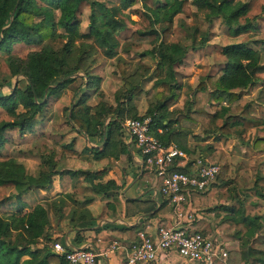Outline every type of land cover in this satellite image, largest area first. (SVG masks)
<instances>
[{
	"label": "trees",
	"instance_id": "trees-1",
	"mask_svg": "<svg viewBox=\"0 0 264 264\" xmlns=\"http://www.w3.org/2000/svg\"><path fill=\"white\" fill-rule=\"evenodd\" d=\"M191 3L197 10L205 12L208 21L220 18L234 36L252 31L256 27L247 16L250 11L248 2L191 0ZM138 4L152 20V24L162 23L163 27L136 30L128 38V42L134 45H154L150 53L158 58L157 71L165 72L164 76L157 75L163 90L154 95V101L143 116L137 114L131 101L144 91L143 83L139 81L143 74L139 72H146L150 67L140 63L136 72L126 77L124 90L115 93V106L108 105L105 101L90 105V95L87 91H98L101 77L86 71L83 91L81 86L74 89L73 95L78 91L80 94L77 101L72 102L68 108V121L71 130L78 136H105V141L97 148L87 143L82 151H77V138L72 137L70 142L61 145V156L87 153L97 160L118 158L126 151V134L121 130V122L125 117L141 119L150 116L151 134L166 145L170 144L172 139L173 131L170 127L181 121L198 125L205 137L214 136L216 142L243 137L246 143H249L247 139L253 129L263 125L264 121L250 114L246 107L236 106L239 112L231 114V104L241 97L240 92L235 90L247 89L264 80L261 76L264 66L259 63L261 53L246 42L224 46L221 51L226 58L224 66L215 74L204 77L197 85L192 98L186 99L182 107L174 106L181 93L176 82L175 65L182 62L187 48L178 43H169L168 37L173 27V18L177 14L186 17L194 15L189 6L190 0H0V51L7 53L5 62L10 75L22 76L25 81L24 88L15 86L8 93L0 91V107L12 118L10 121L0 122V150L6 142V130L18 129L21 134L33 132L37 125L36 118L46 111L48 99L59 96L79 80L73 75L79 71V63L90 54L85 50L90 48L86 44L88 41L99 48L105 58L117 57L120 46L118 35L126 27L125 13ZM83 5L89 8L88 24L84 32L81 31L80 19ZM241 19L244 22H241ZM56 39L64 40L59 50L46 43ZM207 39V36H204L201 42L197 43L193 36L191 48L196 50L202 47ZM78 42L81 43L79 46ZM20 43L40 48L21 58L12 54L13 46ZM79 48L83 49L82 52H76ZM76 53L79 54L76 64L71 66V60ZM117 67L120 74L124 75V65L118 62ZM211 100L213 103H210ZM208 103L213 112L205 109ZM171 116L175 119L172 120ZM217 119H221V124L213 130V122ZM159 127L164 129L162 134L157 132ZM216 131L220 134L217 135ZM246 136L247 138H244ZM250 144L252 149L264 152V137H252ZM177 145L188 152L184 145ZM206 152L211 162L220 165L216 179L222 178L228 170L225 153L210 144L206 146ZM58 160L56 151L41 154L40 170L36 175H32L27 172L24 164L16 159H0V186L10 185L14 188L18 207L17 212L0 216V264H69L64 256L53 252L50 246L59 241V238H53L49 232V210L39 203L28 211L24 210L27 205L22 197L28 192L49 191L53 187L54 177L58 175L82 178L97 194L109 196L116 188L113 181H102L105 169L59 170ZM66 199L73 200L71 194H64L59 197L54 209L58 220L63 217ZM84 216L82 213L77 216V212L73 211L69 219L77 224ZM223 222L226 224L223 237L229 241L249 240L261 228L260 217L245 214L242 204L237 208H230L229 215ZM247 254L252 255L251 251ZM245 258L244 254L232 250L228 251L227 262L238 264ZM256 261L264 264V258Z\"/></svg>",
	"mask_w": 264,
	"mask_h": 264
},
{
	"label": "rangeland",
	"instance_id": "rangeland-1",
	"mask_svg": "<svg viewBox=\"0 0 264 264\" xmlns=\"http://www.w3.org/2000/svg\"><path fill=\"white\" fill-rule=\"evenodd\" d=\"M239 1L249 3L250 11L247 16L253 21L256 27L252 31L237 36L230 34L228 27L220 18L208 21L205 18V12L197 10L191 3V0L189 6L192 12H194V15L186 17L183 14H177L173 18V27L169 33L168 42L178 43L184 48H187L182 62L175 65L176 82L180 86L181 91L176 102L177 107H182L186 99L189 97L192 98L197 85L204 77L215 74L224 66L226 58L222 55L221 51L226 45L239 42L248 43L261 53L259 63L264 66V0ZM88 9L87 5H83L81 9L80 19L82 32L86 31L87 28ZM125 14L126 27L118 35L120 46L117 57L113 59L105 58L101 50L92 44L91 41H88L89 43L86 44L90 48L84 49L86 51L88 50L90 54L85 57L84 61L79 63L80 69L73 75L79 80L70 89L64 90L59 96H52L48 99L49 104L46 111L42 116L36 118L37 125L33 132L21 134L18 129L6 130L4 133L6 142L0 150V159L14 158L24 164L29 174L36 175L40 170L41 154H49L52 151H56L57 160L59 157V170L96 168L97 165H90L85 156H61V145L70 142L71 138L75 135L68 121V108L72 102L77 101L80 94V91H78L76 95H73L74 89L77 86H81L83 91L84 87L82 86L84 85L86 71L101 77L98 91L94 90L89 100L91 105H95L101 100L113 103L115 93L118 90L120 92L124 90L127 82L125 79L127 76L132 75L135 66L137 69L140 63L149 65L150 67L146 72H139V74H143L139 81L143 83V88L145 85L149 93L136 100L140 113L143 114L145 112L154 94L163 90L159 84L157 75L164 76L165 72L157 71L156 65L158 58L150 53L154 45H134L128 42V38L136 30H149L152 27L160 29L163 27V24H152V20L140 4L132 7ZM241 22H244L243 19H241ZM193 36H195L197 43H200L204 36H207L208 39L202 47L194 50L191 48ZM46 43L56 50H59L64 40H48ZM80 44L78 42V46ZM39 48L20 43L13 46L12 54L24 58L27 53L38 50ZM82 50V48H79L76 52H82ZM78 56V53L74 55V59L70 63L71 66L76 64V58ZM6 57L7 53L0 51V91L4 93H8L15 86L19 88H24L25 86V81L22 76L12 77L10 75L5 62ZM118 62L123 64L126 69L125 74H122L123 76L117 67ZM261 76L264 77V71L261 72ZM235 91L240 92L241 97L231 104V114L239 112L236 110V106L246 107L250 114L264 121V80L249 86L247 89ZM87 92L89 95L91 94V91ZM101 93L103 95H100ZM210 103H213V100ZM210 103L206 104L205 109L213 112L209 106ZM10 120L12 118L0 107V122ZM183 124L189 125V128L192 129H189L191 134L190 139L192 141L190 150L199 153L202 146H208L210 144L215 149L222 150L225 153L228 170L222 178H217L216 182L220 185L224 180L227 184L218 192L219 198H223L222 200L228 206L238 207L242 204L245 209V214L260 217L261 220V228L258 229L255 236L249 240L243 239L242 241H237V244L232 249L246 256L238 264H260L256 260L264 258V152L252 149L250 140H252V137H264V124L253 129V135L250 134L247 139L249 143H246L243 137H233L227 140L222 139V141H217L221 142L220 144H216L217 142L214 136L205 137L202 128L198 125L185 122ZM220 124L221 119L215 120L213 122V130L217 129ZM215 133L217 135L220 134L219 131ZM244 138H247V136ZM79 139L78 148H81L83 141L81 138ZM201 139L205 140L203 143L205 142L208 145H204L205 143L200 145V142H202ZM204 154L207 156L208 153L204 152ZM55 181L57 182L56 188L59 187L57 189L59 192H56L55 189L43 192L33 190L22 197L27 205L24 209L25 211L32 209L38 203L44 205L49 210L51 219L50 233L52 230L61 232L63 227L71 226L72 224L68 220L69 215L73 211L81 212L83 202L95 194L91 186L84 182L82 178L72 179L67 176H56ZM15 194L16 192L12 186H0V216H7L13 212H17L18 207ZM64 194H71L74 202L66 200L62 211L63 218L62 220H58V215H56V210L54 209L58 204L59 197ZM248 251H251V256H248Z\"/></svg>",
	"mask_w": 264,
	"mask_h": 264
},
{
	"label": "crops",
	"instance_id": "crops-1",
	"mask_svg": "<svg viewBox=\"0 0 264 264\" xmlns=\"http://www.w3.org/2000/svg\"><path fill=\"white\" fill-rule=\"evenodd\" d=\"M135 72L136 66L133 69V73ZM93 91L94 90H91L90 98L92 97ZM148 93L149 90L146 89L144 85V91L142 94L138 97H134L131 101V105L135 107L137 114L140 116H143L146 113L149 105L154 101V96L153 99L149 101L143 114L140 113L136 100ZM105 102L108 105H116L115 99H113V103ZM176 105L177 104L174 106ZM172 108H170V110ZM127 118L128 117H125L124 120ZM171 119L174 120L175 117L171 116ZM183 122L191 124L186 121H181L179 124H172L170 128L173 131V134L170 142L184 145L188 150V152H185L190 158H195L198 154L206 156L204 154V152L206 153V146H202L199 153L190 150L192 144L190 130L192 129L189 128V125L183 124ZM165 123L166 121H164V124ZM157 132L162 134L164 129L159 127L157 128ZM73 137L77 138V151H82V147L87 143H90L92 147L97 148L102 146L105 141V136L95 138H88L85 136L82 138L75 133ZM125 137L126 151L123 154H120L116 159L103 158L97 160L94 159L91 154L87 153L76 155L85 156L88 159L87 162H89L90 165L92 164V166L97 165L96 168L81 170L97 171L105 169L106 173L103 176L102 181H113L116 188L112 190L111 195L109 196L94 192L96 195L94 194L92 197L87 198L83 202L81 212H77V216L80 213L85 215L82 221L74 224L72 220L68 219L72 224L71 226L63 227L61 232L52 230V237L59 238V241L57 242L68 247L84 245L88 248L101 251L106 249L112 240H118L125 245H129L137 239V233L139 231H146L154 235L159 225L170 226L175 224L176 218L172 212V207L169 204L167 197L163 195L160 190L161 179L155 176L147 168L143 157L137 150V147L133 144L131 138L128 135ZM78 138H81L83 141L81 148H78V143L80 142V139L78 140ZM201 141L200 145H203L205 143H203V141L205 140L201 139ZM220 143L221 142H217L216 144ZM204 145L208 144L205 143ZM215 147L219 148L217 146ZM64 176L72 178L69 175ZM55 177L52 189L59 192L57 191L59 187L56 188L57 182L55 181ZM226 184L227 182L223 180L219 185L215 180L207 190L203 192H191L189 207L192 209L196 217L195 221L191 224L192 230L199 231L204 235L217 239L223 243L228 251H232V248L237 244V241H229L223 237V231L226 227L223 220L228 217L230 208L237 207L228 206L224 200H222L223 198H219L218 192L220 189H223ZM70 201L74 202V199ZM123 258L124 251L117 250L112 254H108L106 257L103 256L98 258L97 264H122ZM226 262L218 261L216 264H226ZM155 264L197 263L181 258L176 252H171L167 260Z\"/></svg>",
	"mask_w": 264,
	"mask_h": 264
},
{
	"label": "built area",
	"instance_id": "built-area-1",
	"mask_svg": "<svg viewBox=\"0 0 264 264\" xmlns=\"http://www.w3.org/2000/svg\"><path fill=\"white\" fill-rule=\"evenodd\" d=\"M151 117L127 118L121 122L143 157L147 168L161 179L160 190L168 199L176 218L173 225H159L154 235L139 231L129 245L112 240L106 249L97 251L84 245L68 247L59 242L50 244L53 252L64 256L69 264H97L98 258L117 250L124 251L122 264L164 262L171 252L197 264L226 262L228 249L215 238L192 230L196 217L189 207L191 192H203L216 180L220 165L199 155L190 158L176 143H162L150 132Z\"/></svg>",
	"mask_w": 264,
	"mask_h": 264
}]
</instances>
